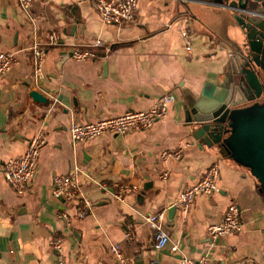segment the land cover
<instances>
[{"label": "crops", "instance_id": "0c3cea01", "mask_svg": "<svg viewBox=\"0 0 264 264\" xmlns=\"http://www.w3.org/2000/svg\"><path fill=\"white\" fill-rule=\"evenodd\" d=\"M224 3L137 0L133 21L112 24L102 23L88 0H32L27 10L16 0H0V51H15L0 75V264H57L58 255L64 264H114L107 251L112 242L130 264H177L182 256L204 252L211 264H264V194L256 178L198 142L184 121L191 102L216 91L229 51L243 37L235 10ZM261 8L264 16V3ZM50 31L58 33L60 44L46 49L35 81L27 46L32 39L44 41ZM76 45L94 56L73 59L69 50ZM30 89L46 100L32 99ZM164 93L173 101L149 127L70 141L71 122L141 110ZM39 129L44 143L33 175L16 194L2 164L21 155ZM177 147L179 157H160ZM213 160L217 190L196 194L182 214L172 205L177 194ZM73 164L88 175L81 192L91 203L77 219L71 217L74 205L51 193L52 176ZM124 185L136 189L122 190ZM117 191L119 199L112 195ZM229 202L239 206L242 228L211 239L205 226L218 221ZM161 209L168 240L156 249L143 216ZM58 211L69 215L68 223ZM128 230L132 237L124 236ZM54 237L59 251L49 245Z\"/></svg>", "mask_w": 264, "mask_h": 264}, {"label": "built area", "instance_id": "2783aa9c", "mask_svg": "<svg viewBox=\"0 0 264 264\" xmlns=\"http://www.w3.org/2000/svg\"><path fill=\"white\" fill-rule=\"evenodd\" d=\"M19 7L27 10L32 0H16ZM94 8L99 20L102 23L119 24L122 22H131L135 18V8L137 0H88ZM100 41L95 39L93 45H98ZM60 44L58 33L50 31L47 33L44 41L32 39L27 49L30 55L31 73L35 81L41 77L42 63L46 49ZM69 56L77 60H88L94 56L90 48L81 46H72L69 50ZM15 59L14 50L0 51V75L6 72L10 64ZM173 101L171 93H164L154 99L146 108L141 110H126L122 113L101 117L94 121L71 122L67 128L70 141L72 143L91 139L104 133L122 134L128 131L144 129L152 125L155 120L165 117L168 104ZM44 143L42 131L39 129L28 138L25 150L21 155L6 159L1 167V173L6 183L16 194L23 193L29 184L33 175L36 158L40 147ZM181 148L172 150H163L160 152L161 158L179 157ZM166 172L160 174L161 178L166 177ZM84 177L88 175L80 169L77 164H73L71 169L64 174H55L51 178V193L54 196L62 197L70 202L72 208L71 217L82 218L90 209V200L82 196V186ZM218 178V163L211 161L203 172L193 182L182 188L172 205L184 214L190 206L196 194H211L217 190L216 180ZM122 190L129 191L136 189L134 185L122 186ZM113 197L119 199V192L112 193ZM240 208L234 202H229L216 222L207 223L205 231L211 239L222 235L236 233L242 228ZM57 216L65 223L69 222V215L65 211H58ZM143 221L153 229L152 247L160 248L168 240V234L164 227L163 210H156L146 213ZM124 236L132 237L131 231H125ZM49 245L56 251L60 250V239L54 237L49 241ZM107 251L114 264H130L127 256L124 254L117 242L107 245ZM57 264H64L62 256L58 255ZM147 264H158L156 260L151 259ZM177 264H211L209 253L204 252L197 258L180 257Z\"/></svg>", "mask_w": 264, "mask_h": 264}, {"label": "water", "instance_id": "95a60500", "mask_svg": "<svg viewBox=\"0 0 264 264\" xmlns=\"http://www.w3.org/2000/svg\"><path fill=\"white\" fill-rule=\"evenodd\" d=\"M225 1L235 10L233 19L243 37L229 51L216 91L209 99L191 102L184 121L198 142L214 146L222 156L246 167L264 194V1ZM28 95L46 100L34 89Z\"/></svg>", "mask_w": 264, "mask_h": 264}]
</instances>
